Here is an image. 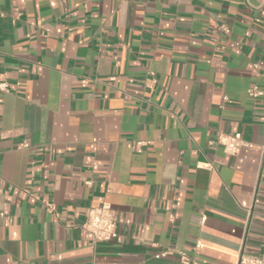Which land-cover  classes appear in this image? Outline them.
<instances>
[{"label": "crops", "instance_id": "crops-1", "mask_svg": "<svg viewBox=\"0 0 264 264\" xmlns=\"http://www.w3.org/2000/svg\"><path fill=\"white\" fill-rule=\"evenodd\" d=\"M0 85V264L264 257V0H0Z\"/></svg>", "mask_w": 264, "mask_h": 264}, {"label": "built area", "instance_id": "built-area-1", "mask_svg": "<svg viewBox=\"0 0 264 264\" xmlns=\"http://www.w3.org/2000/svg\"><path fill=\"white\" fill-rule=\"evenodd\" d=\"M221 28L224 33H228V29L225 26ZM3 86L4 85H0V89H2ZM249 95L251 97H258L262 95V92L258 91L256 88H252ZM223 100L226 101V97H223ZM214 144L220 145L223 151L230 156H235L242 147H252V145L245 142L240 135H229L225 133H219ZM139 146L140 143L137 145V151L140 150ZM47 206L53 210L52 205L48 204ZM116 227L117 216L109 203L106 202L93 209L81 225L84 239L89 245L115 239L117 237ZM180 260L182 264H190V259L183 253L180 254ZM234 264H264V257H249L241 252L237 255Z\"/></svg>", "mask_w": 264, "mask_h": 264}]
</instances>
